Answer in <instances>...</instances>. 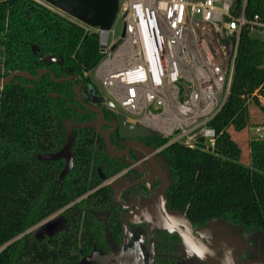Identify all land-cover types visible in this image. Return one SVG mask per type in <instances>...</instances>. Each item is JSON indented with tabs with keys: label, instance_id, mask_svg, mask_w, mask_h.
<instances>
[{
	"label": "trees",
	"instance_id": "trees-1",
	"mask_svg": "<svg viewBox=\"0 0 264 264\" xmlns=\"http://www.w3.org/2000/svg\"><path fill=\"white\" fill-rule=\"evenodd\" d=\"M241 5V0L234 2V17L240 15ZM254 16L264 25V0L245 2L246 24L239 34L229 93L209 122L213 142L203 138L193 146L173 142L158 154L168 165L167 203L193 225L219 218L264 234V139L249 141L245 164L241 146L229 131L249 126L251 102L264 114V55H256L259 41L252 32L261 31L264 38V27H251ZM99 37L34 0H0L4 69L35 74L36 68L46 66L57 77L61 64L38 62L32 47L60 53L63 65L73 67L88 82L83 88L86 101L98 93L84 73L102 57ZM16 80L0 88V264L75 263L102 238L99 214L117 209L111 203V189L97 186L124 165L108 156L95 129L75 127L72 168L59 179L65 160L40 157L64 146L66 122H84L92 114L74 100L69 81H54L48 74ZM166 141L158 136L153 143L159 147ZM61 209V226L52 234L43 226L26 232ZM117 217L110 216L108 223L113 237L120 228Z\"/></svg>",
	"mask_w": 264,
	"mask_h": 264
},
{
	"label": "built area",
	"instance_id": "built-area-1",
	"mask_svg": "<svg viewBox=\"0 0 264 264\" xmlns=\"http://www.w3.org/2000/svg\"><path fill=\"white\" fill-rule=\"evenodd\" d=\"M235 1L118 0L108 32L113 34L112 27L120 22L121 33L116 41L103 43L94 72L107 92L103 98L116 105L115 113L141 114L135 119L126 117L167 138L156 153L173 142L187 146L199 138L213 142L215 133L209 122L229 93L239 34L246 24V0H241L237 17L232 15ZM250 25L264 27L257 16ZM252 133L264 139L263 126Z\"/></svg>",
	"mask_w": 264,
	"mask_h": 264
},
{
	"label": "water",
	"instance_id": "water-1",
	"mask_svg": "<svg viewBox=\"0 0 264 264\" xmlns=\"http://www.w3.org/2000/svg\"><path fill=\"white\" fill-rule=\"evenodd\" d=\"M42 1L50 4L51 6L62 11L63 13L74 17L76 20L80 21L84 25L93 29H98L99 33L101 34L109 31L118 9V0ZM99 50L100 52H103V43H100ZM46 72H48L47 69H40L38 70V74L33 76L27 71L13 70L9 73L7 77L0 79V87L9 83L15 77L33 80ZM50 78L54 80L52 74H50ZM74 93L76 95V101H78L85 109L96 114L98 116V119L92 121H84L80 123L66 122V141L64 146L59 151L44 154L40 158L43 160H57L63 158L65 160L64 167L59 173V179H62L72 168V155L70 152V147L73 141V128H93L103 138L105 149L109 157L114 158L119 156H125L126 160H123V163L132 166L134 165V168L139 170L138 166H135V162L129 158L128 146L123 150L114 149L109 138L110 132L113 130H117L118 137L127 140H132L136 138H151L154 136L160 137L161 134L155 133V131L146 127L143 124L131 123L127 120V117L123 113H115L114 111L117 107L108 98L97 96L91 99L90 104H85L81 98L80 87H75ZM99 103H103L108 110L114 112L111 122L105 121L103 113L100 107L97 105ZM101 124H105L110 128H108L106 131H103L101 129ZM132 147H136L142 150L144 155L152 158L151 149L143 148L138 144H132ZM137 158L138 160L141 159L140 155H137ZM161 160L162 162H164L165 168L167 169V162L163 158H161ZM123 180L124 177L120 178L119 180H113L112 177L109 180L104 179L102 185H107L113 191L112 203L117 202L121 206V208L133 206L136 209H139L140 205L136 202V198H130L129 203H126L121 199V187L119 186L122 182L119 181ZM169 184L170 177L168 176V178L166 177L165 182L162 184V186L156 193L155 201L158 203L159 208L154 213V216L156 217V222L151 221V224L154 226V228L166 230L168 232H176L181 240L180 248L182 252L193 255L198 261L205 262L207 264H264V259L260 251H258L257 256L254 258H249L247 260H237L243 252V249L245 247L244 245H246L245 238L242 236L243 226L241 225L232 224L223 219L213 218L208 220L203 227L195 229V232L198 233V235L200 236L197 237L196 233L193 232L192 223L189 221V219H187L184 213L175 210L172 213L177 215L176 218H174V215L170 218L165 213L164 209V203L166 201V191L169 187ZM121 221L122 228L124 230L125 223L123 221L122 216ZM133 223L136 222L134 221ZM60 225V219H56L46 223L43 226V229L46 233L52 234L55 230L60 227ZM28 231H30V229H28L26 232ZM201 237L205 239V243L200 240ZM217 249L220 251V254L216 253ZM115 254L105 255L101 252L94 250L92 253L80 258L77 262L69 264H125L126 262H128V260L134 259L131 256L125 255L126 252L124 247L118 248ZM113 255H115L116 257H114ZM113 260H116V262L113 263Z\"/></svg>",
	"mask_w": 264,
	"mask_h": 264
},
{
	"label": "flooded vegetation",
	"instance_id": "flooded-vegetation-1",
	"mask_svg": "<svg viewBox=\"0 0 264 264\" xmlns=\"http://www.w3.org/2000/svg\"><path fill=\"white\" fill-rule=\"evenodd\" d=\"M32 50L34 51L35 54H37L38 62H42L43 64L46 65L50 63H55L59 66L61 64L62 68L57 69L55 71L56 74L58 75L57 77H55L54 73L46 66L36 68L35 74H31L29 72L31 75L33 76L37 75L38 70L40 69H47L48 72L43 74H48L49 76L50 74H52L54 77V81H58V82L69 81L71 83V89L73 93L72 95L75 101H76L75 99L76 95L74 93L75 87H80L81 98L85 104H90L91 99L97 96L103 97L101 92L95 87L98 93L91 94V97L88 99V101L84 100V98H87V96L84 94L83 88L84 86H87L88 82H85L83 78H81V74L73 67L63 65V58L60 53L53 54L50 52H43V51L40 52L38 46H33ZM1 52H2V48L0 47V54ZM14 70H18V69H14ZM11 71L13 70H5L2 62L0 61V79L7 77ZM21 71H26V70H21ZM84 75L85 76L87 75L90 78L89 71L84 73ZM16 78L17 77H15L10 82H14V81L18 82ZM97 105L100 107L105 121L111 122L114 113L111 110H109L110 113L104 111V108L105 109L107 108L103 103H99ZM120 113L123 112L120 111ZM91 114L92 116L87 121L98 119V116L96 114L92 112ZM123 114L125 115V113ZM108 128L110 127L106 126L105 124H101V129L103 131H106ZM109 138L115 150L118 149L123 150L128 146L129 158L135 162L134 163L135 166H138L139 170L135 169L134 165L132 166L123 163V160H126L125 156H119L114 158L110 157L111 159H119V161L124 165L119 171H117L114 175H112L113 180H119L120 178L124 177L123 181H119L122 182L121 185L119 186L121 187V192H120L121 199L124 202L129 203L130 198H136L137 199L136 202L140 206L139 209H136L133 206L121 208V206L117 202L112 203L111 201L113 207L117 209L114 212L108 209L107 211L105 210L104 212L99 214L100 215L99 217L104 223L102 230V238L99 241V244L95 243L90 253L96 250L105 255H109V254L112 255L117 252L118 248L124 247L126 252L125 255L134 258L128 260V262H126L125 264H207L205 262L198 261L196 257L193 255L182 252L180 248L181 240L176 232H168L166 230L154 228V226L151 224V221L156 222V217L154 216V213L159 208L158 203L155 201L156 193L159 190V188L162 186V184L165 182L166 177L168 178L169 176V171L167 170L168 168L167 169L165 168L164 162H162L161 160L162 157H160L159 154L155 152L156 147L154 146L153 142L158 138V136H154L151 138H142V139L136 138L132 140H127V139L119 138L117 135V130H113L110 132ZM132 144H136V145L138 144L143 148L151 149L152 158L144 155L142 150L136 147H132ZM137 155H140L141 159L138 160ZM142 207H143V211H142ZM164 209H165V213L170 218L173 217V215L174 218H176L177 215H175L172 212L175 210L179 211L178 209L171 208L168 205L167 198L164 203ZM116 214H118L117 218L119 220L120 228L117 236L113 237L111 235V232L109 231L108 223L110 222V216H114ZM121 216L123 217V221L125 223L124 230L122 228ZM131 221L133 222L135 221L136 223H133ZM205 224L206 223L199 225L192 224L193 232L196 233L195 229H199L203 227ZM196 235L197 237H200L198 233H196ZM242 236L245 238L246 245H244L245 247L243 249V252L241 256L238 257L237 260H242V259L247 260L249 258H254L257 256L258 251L262 253L264 247L263 232L258 230H245L243 228ZM200 240L205 243V239L203 237H201ZM216 253L220 254V251L217 249ZM115 255L113 256L116 257ZM115 262L116 260H113V263Z\"/></svg>",
	"mask_w": 264,
	"mask_h": 264
},
{
	"label": "rangeland",
	"instance_id": "rangeland-1",
	"mask_svg": "<svg viewBox=\"0 0 264 264\" xmlns=\"http://www.w3.org/2000/svg\"><path fill=\"white\" fill-rule=\"evenodd\" d=\"M38 1H39V3H42L41 2L42 0L41 1L38 0ZM44 3H46V2H44ZM46 4H48V3H46ZM48 5H50V4H48ZM70 17H72V16H70ZM72 18L75 19L74 17H72ZM121 28H122V24L120 22H117L112 27V29L114 31L113 34H111L110 32H104L102 34L101 33L99 34L96 31V29L94 30L93 28H91L90 31H96L98 33V35L100 36L99 42L104 43L106 40H108V41L115 40L116 41L118 39L120 33H121ZM252 32L258 38V41H259L258 46H257L256 55H264V38L262 37V32L258 31L256 29L253 30ZM261 63L264 64V58L261 61ZM89 76H90V81L93 84V86H95L101 92L102 96L107 97V92L100 85V81H99L98 77L95 75L94 69L89 71ZM123 113H125V115L127 117L134 118V119L142 116L141 114H131V113H127V112H123ZM249 115H250V123H249V126L246 127V129L237 132V131H234L232 128H229V131H230L232 138L237 140L239 145L241 146V149H242L241 161L245 164L249 163L248 143L251 139H256V136L252 133L253 129L257 126H263L264 127V114L261 112L259 107L252 102L249 105ZM111 177H113V176H111ZM111 177H109L105 180H109ZM102 184H103V182L100 185H98L97 188L103 186ZM60 212H62V210H59V211L51 214L46 219L42 220L38 224L31 227L30 230L36 231L40 227L44 226L46 223L53 221V220H56V219H59V216H60L59 213Z\"/></svg>",
	"mask_w": 264,
	"mask_h": 264
}]
</instances>
